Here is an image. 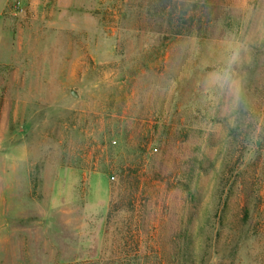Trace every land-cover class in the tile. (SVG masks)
<instances>
[{
  "label": "rangeland",
  "instance_id": "obj_1",
  "mask_svg": "<svg viewBox=\"0 0 264 264\" xmlns=\"http://www.w3.org/2000/svg\"><path fill=\"white\" fill-rule=\"evenodd\" d=\"M199 1L191 37L157 0L8 1L0 264H161L192 207L195 264H264V0ZM189 129L213 164L193 204L153 181Z\"/></svg>",
  "mask_w": 264,
  "mask_h": 264
},
{
  "label": "trees",
  "instance_id": "obj_2",
  "mask_svg": "<svg viewBox=\"0 0 264 264\" xmlns=\"http://www.w3.org/2000/svg\"><path fill=\"white\" fill-rule=\"evenodd\" d=\"M159 18L163 23L167 24L169 32L173 37H191L193 35H201L202 26L193 29L194 21L191 20L192 26L187 28V17L190 13L196 14L200 1L194 0H157ZM207 7V6H206ZM219 8L210 7L207 17L214 12L217 13ZM220 13L217 14V16ZM223 19H231L229 13L223 14ZM216 22L221 20L217 19ZM162 30V28H161ZM242 115L237 118L236 126L231 128V133L237 135L243 128L247 126V119ZM198 116H195V118ZM215 122H220L218 118ZM202 129H189L185 134L186 139L181 141L179 134H175L173 138L166 137L164 140L160 138L162 144V152L156 156L159 162V170L153 172V181L156 183H166L172 185L174 191H183L187 194V198L193 204L199 196V183L201 176L209 172L213 168L212 162L208 159L203 145L208 144L209 138H203ZM164 145V149H163ZM168 147V151L166 149ZM175 151L176 160L173 165H167L168 152ZM178 158H181L178 161ZM135 189L134 191H136ZM134 195V194H133ZM132 195V196H133ZM134 197V196H133ZM118 208L114 207L113 212L117 213ZM194 207L190 209L189 218L184 219L187 215L183 211L184 218H181L176 227L171 230L172 250L169 260L161 264H195V254L193 251V240L191 236L192 219L195 215ZM112 212V214H113ZM111 217V214H110ZM118 263V262H117ZM113 262L112 264H117ZM119 264V263H118Z\"/></svg>",
  "mask_w": 264,
  "mask_h": 264
},
{
  "label": "crops",
  "instance_id": "obj_3",
  "mask_svg": "<svg viewBox=\"0 0 264 264\" xmlns=\"http://www.w3.org/2000/svg\"><path fill=\"white\" fill-rule=\"evenodd\" d=\"M8 1L9 0H0V20H1L2 15L4 14V9L7 6ZM7 157H10V155H8Z\"/></svg>",
  "mask_w": 264,
  "mask_h": 264
}]
</instances>
